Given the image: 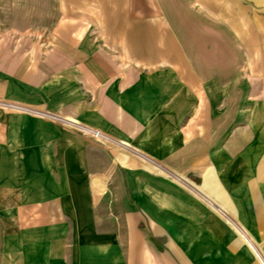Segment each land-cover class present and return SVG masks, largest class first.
<instances>
[{"label":"crops","instance_id":"crops-1","mask_svg":"<svg viewBox=\"0 0 264 264\" xmlns=\"http://www.w3.org/2000/svg\"><path fill=\"white\" fill-rule=\"evenodd\" d=\"M0 103V264H257L264 0H0Z\"/></svg>","mask_w":264,"mask_h":264},{"label":"built area","instance_id":"built-area-1","mask_svg":"<svg viewBox=\"0 0 264 264\" xmlns=\"http://www.w3.org/2000/svg\"><path fill=\"white\" fill-rule=\"evenodd\" d=\"M0 107H8V108H14L15 106H12V105H7V104H0ZM67 124H69V125H71L72 127H74L75 129H77V130H79L82 134H84L85 136H87V137H89V138H91V139H93V140H101V142H106L107 141V135L106 134H104V133H102V132H100V131H98V130H95V129H92V128H87V127H84V126H81V125H79V124H72V123H70V122H66ZM100 142V141H99ZM237 232H238V234L240 235V236H242L244 239H245V241L247 242V239H248V242L250 241H252L251 240V238H249V236H247V234H245V233H243L241 230H239V229H237ZM247 242V243H248ZM249 245L248 246H250V248L252 249V250H256L255 252L256 253H254L255 254V256L258 258V260L260 261V263L261 264H264V256L260 253V251H259V249L257 248V246L255 245V243L252 241V243L250 244V243H248ZM253 251V252H254ZM258 253V254H257Z\"/></svg>","mask_w":264,"mask_h":264},{"label":"rangeland","instance_id":"rangeland-1","mask_svg":"<svg viewBox=\"0 0 264 264\" xmlns=\"http://www.w3.org/2000/svg\"><path fill=\"white\" fill-rule=\"evenodd\" d=\"M236 61L237 60V57H236V55H233V54H230V61ZM0 104H7V103H0ZM7 105H11V104H7ZM12 106H14V105H12ZM1 109H12V108H8V107H0ZM62 122V121H61ZM64 125H68L70 128H72L73 130H75V128L74 127H72L71 125H69V124H67L65 121H63L62 122ZM77 132V131H76ZM87 137V136H86ZM88 139L91 141V142H94V143H97V144H99V145H101V144H104L105 142H99L98 140H93V139H91V138H89L88 137ZM247 246H248V244H247ZM257 246V248L259 249V251H260V253L264 256V249L259 245V244H257L256 245ZM248 248H250L249 246H248ZM250 250H252V249H250ZM254 256V258H255V260H256V262H257V264H259L260 262H259V260H258V258L255 256V254L253 255Z\"/></svg>","mask_w":264,"mask_h":264}]
</instances>
